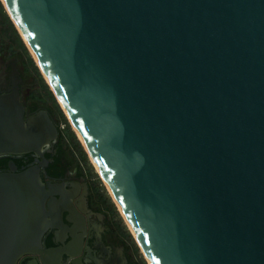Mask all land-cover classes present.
Listing matches in <instances>:
<instances>
[{
    "label": "water",
    "instance_id": "1",
    "mask_svg": "<svg viewBox=\"0 0 264 264\" xmlns=\"http://www.w3.org/2000/svg\"><path fill=\"white\" fill-rule=\"evenodd\" d=\"M2 2L152 264H264V0ZM17 98L0 155L52 132ZM47 196L0 173V264L42 250Z\"/></svg>",
    "mask_w": 264,
    "mask_h": 264
},
{
    "label": "flooded vegetation",
    "instance_id": "2",
    "mask_svg": "<svg viewBox=\"0 0 264 264\" xmlns=\"http://www.w3.org/2000/svg\"><path fill=\"white\" fill-rule=\"evenodd\" d=\"M25 62L20 50L13 55L0 50V101L17 93L25 121L45 119L52 132L33 149L1 154L0 173L33 169L39 174L48 191L49 227L42 250L24 254L17 264L148 263L127 235L109 190L67 137L57 105Z\"/></svg>",
    "mask_w": 264,
    "mask_h": 264
},
{
    "label": "trees",
    "instance_id": "3",
    "mask_svg": "<svg viewBox=\"0 0 264 264\" xmlns=\"http://www.w3.org/2000/svg\"><path fill=\"white\" fill-rule=\"evenodd\" d=\"M0 50L1 51L8 50L10 55L16 54V52H18L19 50L22 51L26 60L25 64L27 65L28 69L31 70L32 74L36 76V80L42 83L43 87L47 91L48 97L52 100V102H54L57 105L59 110L58 112L64 118V113L61 107L59 106V103L57 102L52 90L49 88V85L45 82V79L41 75L35 61L29 54L27 47L25 46L24 42L19 36L17 29L15 28V25L10 20L9 16L6 14L1 1H0ZM66 131H67V137L71 140L72 145L77 147V151H79L82 154L83 158L88 162L87 153L84 150L83 146L81 145L80 141L77 139L76 133L72 130L70 125H67ZM111 205H113L116 210V207L113 202H111ZM124 227L127 231V235L130 236L132 240H134L132 235H130L129 230L126 228L125 224ZM136 249L138 250L137 245H136Z\"/></svg>",
    "mask_w": 264,
    "mask_h": 264
},
{
    "label": "rangeland",
    "instance_id": "4",
    "mask_svg": "<svg viewBox=\"0 0 264 264\" xmlns=\"http://www.w3.org/2000/svg\"><path fill=\"white\" fill-rule=\"evenodd\" d=\"M0 1H1L2 5H3V8H4L6 14L9 16L10 20H11V21L13 22V24L15 25V23H14L13 19L11 18L10 14L8 13V11H7V9H6L5 5H4V3L2 2V0H0ZM15 28L17 29L16 25H15ZM17 31H18L19 36L21 37L22 41L24 42L25 46L27 47L29 54L31 55V57L33 58V60L35 61L36 65H37V62H36V60H35V58H34L32 52H31V50H30L29 47L27 46L26 42L24 41V39H23V37H22V35L20 34V32H19L18 29H17ZM37 66H38V65H37ZM38 68H39V67H38ZM39 71H40L41 75L43 76V78L45 79V77H44L43 73L41 72L40 68H39ZM45 82L49 85V83L47 82L46 79H45ZM49 88L52 90V88H51L50 85H49ZM52 92H53V91H52ZM53 94H54V92H53ZM54 96H55V94H54ZM55 98H56L57 102L59 103V106L61 107V109H62V111H63V113H64V118H63V116H61L62 119H63V125H70V127L72 128V130L75 132V130H74V128H73V126H72L70 120L68 119V117H67L65 111L63 110V108H62L60 102L58 101V99H57L56 96H55ZM75 133H76V132H75ZM76 136H77V139L80 141V139H79V137H78L77 134H76ZM80 143H81V145L83 146V144H82L81 141H80ZM83 148H84V146H83ZM84 150H85V148H84ZM85 151H86V150H85ZM86 153H87V152H86ZM87 156H88V166H89L90 168H92L93 173H94L96 176H99V178L101 179V181H102L103 184L105 185L103 179L101 178L100 174L97 172L95 166L93 165V163H92V161H91V159H90L88 153H87ZM105 187H106V185H105ZM109 195H110V194H109ZM111 199H112V198H111ZM112 201H113V200H112ZM114 205H115V203H114ZM115 207H116V210H117V214H118L119 217L122 219V221L124 222L126 228L128 229V227H127V225H126V223H125V221H124V219H123V217H122L121 212L119 211V209H118V207H117L116 205H115ZM128 230H129V229H128ZM129 233H130V235H132L130 231H129ZM132 236H133V235H132ZM133 237H134V236H133ZM146 264H148V263H146Z\"/></svg>",
    "mask_w": 264,
    "mask_h": 264
},
{
    "label": "bare ground",
    "instance_id": "5",
    "mask_svg": "<svg viewBox=\"0 0 264 264\" xmlns=\"http://www.w3.org/2000/svg\"><path fill=\"white\" fill-rule=\"evenodd\" d=\"M42 70H43V69H42ZM43 73H44L45 77L47 78V76H46V74H45L44 71H43ZM47 80L49 81L48 78H47ZM90 159H91L93 165L95 166L96 170H97L98 173L100 174V176H102V174L100 173V170H99V168H98L96 162L94 161V159L92 158L91 155H90ZM102 177H103V176H102ZM108 189H109V188H108ZM109 191H110V189H109ZM109 193L111 194V196H112V198L114 199V201H116L115 198H114V196H113V194H112V192L110 191ZM117 205H118V204H117ZM118 208H119L121 214L123 215V217H124V219H125V222L127 223V225H128V227H129V229H130L132 235L134 236V239L136 240L137 244H139V246L141 247L140 249H141V251L143 252V254H144V256L146 257V259L148 260V263H149V264H152V262H151V260L149 259V257H148V255H147L146 251L144 250L142 244L140 243V241H139L137 235L135 234V232H134V230H133L131 224L129 223V221H128L127 218L125 217V215H124V213H123V211H122V209H121V207H120L119 205H118Z\"/></svg>",
    "mask_w": 264,
    "mask_h": 264
}]
</instances>
